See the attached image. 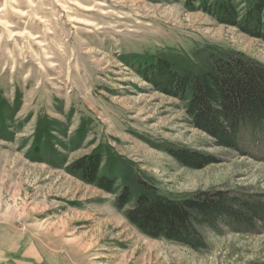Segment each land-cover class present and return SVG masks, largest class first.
Wrapping results in <instances>:
<instances>
[{"label":"rangeland","instance_id":"rangeland-1","mask_svg":"<svg viewBox=\"0 0 264 264\" xmlns=\"http://www.w3.org/2000/svg\"><path fill=\"white\" fill-rule=\"evenodd\" d=\"M224 1L0 0V264H264V228L200 227L194 250L128 218L138 178L176 200L264 198L261 140L224 145L142 70L198 72L213 53L264 66V39L223 22ZM231 1L241 19L255 0ZM95 157L111 191L74 171Z\"/></svg>","mask_w":264,"mask_h":264},{"label":"trees","instance_id":"trees-1","mask_svg":"<svg viewBox=\"0 0 264 264\" xmlns=\"http://www.w3.org/2000/svg\"><path fill=\"white\" fill-rule=\"evenodd\" d=\"M201 1L208 3V0ZM213 7L223 22L235 23L247 33L264 39V0L252 1L241 19L238 7L231 0L218 2ZM174 69L168 59L157 58L142 70L150 74L153 83L169 87L172 95L186 102L194 125L208 130L224 145L238 149L242 137L245 145H264L263 65L243 54L213 53L202 71ZM176 157L181 159L182 154ZM99 164V157L90 163L80 161L74 171L81 172L87 182L111 191L114 182L99 177ZM136 187L139 194L128 218L151 238L202 250L206 243L200 227L218 229L224 224L248 232L264 228V198L260 196L232 197L215 193L176 200L158 193L139 178ZM132 196L126 188L120 206L129 203Z\"/></svg>","mask_w":264,"mask_h":264}]
</instances>
